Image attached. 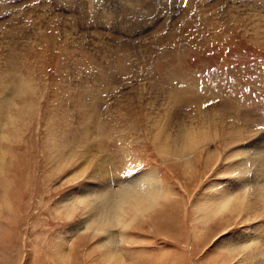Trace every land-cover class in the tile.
Listing matches in <instances>:
<instances>
[{"label": "rangeland", "instance_id": "374dc122", "mask_svg": "<svg viewBox=\"0 0 264 264\" xmlns=\"http://www.w3.org/2000/svg\"><path fill=\"white\" fill-rule=\"evenodd\" d=\"M159 129L170 147L210 141L181 161ZM104 161L111 189L155 172L169 200L103 233ZM262 166L264 0H0V264H119L108 234L124 264H261L242 248L264 249L260 206L206 226L198 209L243 169L264 185Z\"/></svg>", "mask_w": 264, "mask_h": 264}, {"label": "bare ground", "instance_id": "6f19581e", "mask_svg": "<svg viewBox=\"0 0 264 264\" xmlns=\"http://www.w3.org/2000/svg\"><path fill=\"white\" fill-rule=\"evenodd\" d=\"M19 89L27 92V91H29L30 87L27 84V82L21 81ZM175 97L177 98V101L181 100L180 99L181 97L179 98V96H177V95ZM186 99H187V101L192 100L191 96H189V98H188L187 95L185 96L184 100H186ZM174 101H175V98H174ZM201 103H204V101ZM84 108H85V106H84ZM86 111H87V109H86ZM86 113L88 114V111ZM85 116H86V114H85ZM86 118L87 117H85V119ZM83 135L85 136V134H83ZM79 136H80V134H79ZM163 136H164L163 130L159 129V135L156 138L158 139L157 145L159 144L160 155L163 154V155H165V157H166V155L168 157L171 156L175 159H181V161H182V159H184V158L187 159L189 157V155L191 154V152L194 149L193 147H197V145H195L196 142L200 143L199 145H201L202 142L208 143L210 141L209 136L207 134H201L198 137L193 136V135L182 136V138H183L182 142L184 143V147L178 148V147H170L168 139L162 140V138H164ZM185 137L189 138V139L186 141ZM180 141H181V139H180ZM83 143H85V142H83ZM66 145L67 144H65V143H63L59 147H57L55 145L56 154L59 156L61 154V156L63 157V162H64V156L65 155H62V154H63V149L64 150L66 149ZM163 155H161V156H163ZM207 156L209 158V156H211V152L207 153ZM205 158H204V160H205ZM246 158H247V161H251V159L252 160L254 159V161L258 160V157H253L251 159L248 157H245V159ZM211 159H213V157L210 158V160H208V161L211 162ZM260 159H261V157H260ZM177 161H179V160H177ZM187 161H188V159H187ZM247 161H245V162H247ZM205 162L208 163V165H209V162H207V161H205ZM259 162H260V160H259ZM186 163H188V162H186ZM236 165H238V164H236ZM243 165H244V163L241 161V163H239L238 166L243 167ZM245 165H246V163H245ZM260 165H261V163H260ZM108 166H109L108 164L106 165V161H104L103 163L101 162L100 164L95 162V169H94L95 173L96 172L98 173V176H99V178H101V180L102 179L105 180V178L107 176L110 179L109 190H107V193L102 192V195L99 197V201L102 205L101 206L102 207L101 212H103V214H105V218L101 222H99L100 223L99 228H100V230L103 231V233L106 234L108 231H110L109 228H117L120 226H121L122 230L124 229L126 231L129 227L134 226V223L139 218L145 217L146 214H148L149 212L152 211V209H154L156 206H158V204L161 202V200L163 198L165 201L167 199L169 200V198H167L168 195L165 193V190L163 189V187L160 183L158 174L155 172H147V173H144L143 175L141 174L140 178H136L132 181H125V183L120 185V187L118 189H111L113 185L115 186V179L110 172V169H109L110 167H108ZM252 167H254V166H252ZM262 168L264 169L263 166H262ZM240 169L242 170V168H240ZM235 170L238 171L237 167ZM258 172H259V170L257 168L254 172V176L252 177V181H251L247 178L248 174H247L246 169H243V171H241V174H243L244 180H242L243 178H241V180H242L241 184H240L241 188H239V191H237L235 193L236 190L235 191L233 190L234 194H225L224 191H221L220 194L218 195V198H219L218 203L215 201V204L211 205V207L205 206V207H203L202 210L200 208L198 209V210H200L199 213H201L200 214L201 216H200L198 221H201V223H203L205 225L209 221L213 220L214 217H216V216L218 217V215H223L225 212H229L230 216L232 215V216H235L236 218L241 216L242 214H244V215L246 214L245 216H251L250 211L255 209L257 206H260L261 210H260L259 215H262V217H263L264 216V185L261 183L262 180H260V177H259L260 175H258L259 174ZM237 178H239V177H237ZM251 188H252V190H251ZM248 189H249V193H251V195H249L247 193ZM86 199H88V198L85 197V199H82V201H80V202L82 204H84L83 202L86 203ZM215 200H216V198H215ZM88 204H89V202H88ZM90 205H85V206L89 207ZM97 209H98V207H97ZM97 211L98 210H96L94 212H97ZM90 213H91V216H90V220H91L92 212H90ZM254 214H257V213L254 212ZM95 215H96V213H95ZM97 216H99V215H97ZM97 216H95V217H97ZM97 219H99V218H97ZM94 221H95V219H94ZM95 223H96V221H95ZM93 225H94V223H93ZM90 226H87L86 229H88ZM95 231H96V229H95ZM260 236H261V234H260ZM121 237L125 238V234H122ZM263 238H264V236H263ZM122 240H124V239H122ZM105 241L106 242H105V249H104L103 256H105L106 259L109 261L112 260L114 263L116 262L119 264H124V263H122L123 258L121 256L119 248L116 246V244L119 241V236H115L114 234H108V237ZM251 242H252V240H251ZM251 242H247L248 243L247 245H242V248L244 250L249 251L247 253V256L251 259L253 258V255L255 256V258L258 255L261 257L262 256L264 257V249L263 250L260 249L261 248V247H259L260 243H253V242L251 243ZM262 246H264V245H262ZM102 249H103V247H102ZM256 253L258 255H256ZM61 257H62V259L68 258L65 255L64 256L61 255ZM106 263H109V262H106ZM109 264H111V263H109ZM261 264H264V258H263V260H261Z\"/></svg>", "mask_w": 264, "mask_h": 264}, {"label": "snow or ice", "instance_id": "6c2138e0", "mask_svg": "<svg viewBox=\"0 0 264 264\" xmlns=\"http://www.w3.org/2000/svg\"><path fill=\"white\" fill-rule=\"evenodd\" d=\"M69 196H71V193H69Z\"/></svg>", "mask_w": 264, "mask_h": 264}]
</instances>
